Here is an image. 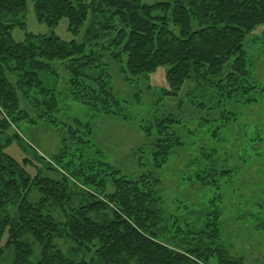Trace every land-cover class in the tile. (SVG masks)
I'll return each instance as SVG.
<instances>
[{"label":"trees","instance_id":"1","mask_svg":"<svg viewBox=\"0 0 264 264\" xmlns=\"http://www.w3.org/2000/svg\"><path fill=\"white\" fill-rule=\"evenodd\" d=\"M33 1L51 32L16 41L13 30L26 25L27 0H0V264H249L223 241L220 209L202 223L184 222L165 209L162 179L154 171L183 144L174 129L178 119L155 115L140 125L148 143L139 151L154 169L126 175L102 159L90 122L59 116L60 75L53 62L64 63L76 101L126 117L106 53L88 48L117 30L101 48L111 50L113 63L126 58L125 80L167 65L170 87L163 95L192 82L203 98L210 99L211 90L223 97L229 105L223 109L226 145L200 151L206 166L192 181L218 186L228 177L230 185L242 169L230 165L232 135L240 137L239 164L264 157V86L255 81L245 48L247 36L264 26V0ZM63 18L76 35L88 22L82 41L55 34ZM251 106L257 118L250 121ZM22 124L46 125L60 133L63 147L48 155L20 132ZM13 142L25 157L8 151ZM255 206V227L264 231V205Z\"/></svg>","mask_w":264,"mask_h":264},{"label":"rangeland","instance_id":"2","mask_svg":"<svg viewBox=\"0 0 264 264\" xmlns=\"http://www.w3.org/2000/svg\"><path fill=\"white\" fill-rule=\"evenodd\" d=\"M142 1L155 2V0ZM22 19L26 24L25 27H16L13 30L16 41L25 40L28 33L51 32L48 24L38 19L33 0H27V10L22 15ZM68 24V19L63 18L54 27L55 34L65 41L73 39L82 41L88 22L77 35L69 30ZM263 30L264 26H261L254 31L257 37H254V32L250 33L245 41V48L252 63L254 79L264 86ZM117 33V30L109 33L106 38L97 41L99 44H91L88 48L95 47L106 53L103 58L110 62L111 86L115 95L122 101L124 109L122 113L126 117L99 113L88 105L76 101L67 87L69 74L64 63L56 60L53 64L58 68L60 75L59 116L66 121L79 119L84 123L90 122L93 129L91 138L101 149L102 159L124 174L133 176L154 169L146 151L143 154L139 151L141 146L148 143L140 125L145 124L155 115L172 114L178 119L174 129L181 136L183 144L176 149L165 166L154 171L156 176L162 179L160 192L164 196L166 211L184 222L202 223L209 211L220 209L222 238L230 246L231 252L245 254L249 264H264V231L256 229L253 217L258 210L255 204L264 205V157H252L248 164H239L237 155L240 137L232 135L231 141L235 142H229L226 149L229 155L235 156L230 160V165H239L242 169L239 173L233 174L230 185L228 177L223 178L218 186H203L197 181H192L206 166V162L198 158L200 151L205 147L226 145L221 143L227 132L223 109L229 105L226 106L224 98L219 97L212 90L209 92L210 99L203 98L196 84L192 82H186L177 94L163 95L162 90L170 87L167 65L158 67L148 73L147 77L130 75V79L125 80L122 68L126 66V58L120 63H113L110 58L111 50L101 48L102 44H107ZM253 37L256 40L251 41ZM261 99H264V94ZM256 109L255 106L247 109L250 121L257 118ZM20 130L48 155L54 154L63 147L60 133L56 135L44 124L34 126L22 124ZM8 151L18 159L26 156L17 142H13ZM28 154L33 156L32 152ZM140 155L143 157L141 158ZM259 216L262 217L263 214ZM62 245L66 247L64 243ZM36 247L39 249L38 244Z\"/></svg>","mask_w":264,"mask_h":264}]
</instances>
